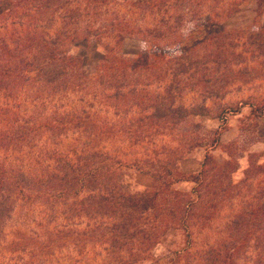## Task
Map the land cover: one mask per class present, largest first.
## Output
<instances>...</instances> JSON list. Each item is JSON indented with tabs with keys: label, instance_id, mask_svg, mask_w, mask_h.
Segmentation results:
<instances>
[{
	"label": "trees",
	"instance_id": "16d2710c",
	"mask_svg": "<svg viewBox=\"0 0 264 264\" xmlns=\"http://www.w3.org/2000/svg\"><path fill=\"white\" fill-rule=\"evenodd\" d=\"M239 2H0V264H264V157L250 153L233 179L234 156L216 161L210 141L172 144L226 83L264 73V26L210 28ZM127 37L144 47L122 53ZM82 39L102 48L90 73L69 52ZM199 146L198 167L180 170ZM225 203L224 230L192 250ZM172 232L179 244L156 254Z\"/></svg>",
	"mask_w": 264,
	"mask_h": 264
},
{
	"label": "rangeland",
	"instance_id": "374dc122",
	"mask_svg": "<svg viewBox=\"0 0 264 264\" xmlns=\"http://www.w3.org/2000/svg\"><path fill=\"white\" fill-rule=\"evenodd\" d=\"M4 1L0 0L1 5ZM249 25L256 29L264 26V10L256 14L255 0H240L235 12L210 28L213 30L221 27L237 29L249 27ZM142 47H144L142 41L127 37L123 39L118 49L126 55H133ZM69 52L74 56H80L85 71L90 73L102 54V48L92 39H82L72 42L69 45ZM212 98L213 103L209 102L210 110L207 113L187 116L173 126L172 133L175 135H173L172 144L177 145L181 139L189 136L210 141L212 145L208 151L216 161L227 158L231 160L234 156L237 168L231 175L233 179H237L241 177V172L250 153L260 154V159L264 157V110L256 111L260 98H264V73L260 74L256 80L248 81L245 84L242 82L226 83V87H222ZM221 104H226V110L222 113H220L219 107ZM203 148V146H199L188 151L182 150L181 157L178 159L179 169L186 173L195 170L198 167ZM184 153L185 155H183ZM230 165L231 163L228 166ZM125 173L131 189H141L149 181L146 174L139 173L132 168L127 169ZM189 185V182L186 181L175 184L180 189H187ZM228 208V204L225 203L221 207L220 217L214 220L208 229L194 233L192 250L200 249L204 243L214 241L213 234L217 235L224 230L223 223L226 221ZM181 239L180 233H169L154 247L153 251L156 254L162 253L168 248L175 247Z\"/></svg>",
	"mask_w": 264,
	"mask_h": 264
}]
</instances>
